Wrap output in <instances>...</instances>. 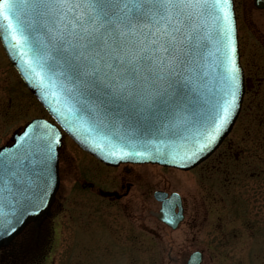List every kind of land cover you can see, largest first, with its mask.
Here are the masks:
<instances>
[{
	"label": "snow or ice",
	"instance_id": "1",
	"mask_svg": "<svg viewBox=\"0 0 264 264\" xmlns=\"http://www.w3.org/2000/svg\"><path fill=\"white\" fill-rule=\"evenodd\" d=\"M0 32L25 78L62 107L70 131L87 133L105 159H152L127 146L180 141L166 161L199 160L238 107L241 69L232 0H0ZM51 107V105H50ZM159 138L158 142L147 139ZM120 141L124 146L118 145ZM59 134L37 123L0 151V237L31 218L40 235L55 195ZM174 221H169L173 223Z\"/></svg>",
	"mask_w": 264,
	"mask_h": 264
},
{
	"label": "rangeland",
	"instance_id": "2",
	"mask_svg": "<svg viewBox=\"0 0 264 264\" xmlns=\"http://www.w3.org/2000/svg\"><path fill=\"white\" fill-rule=\"evenodd\" d=\"M261 99H254L250 106L248 94L244 95L242 110L225 143L189 170L156 164H129L128 171L123 165L104 166L67 138L61 151L62 181L57 192L62 210L58 208V216L52 219L51 252L41 263L185 264L192 252L200 251L201 264H264V181L260 198L254 200L255 205L253 200L249 202L258 224L231 223L229 219L235 218L238 208L222 201L227 160L221 156L225 145L239 136L240 122L248 121L249 106L250 114L261 113L256 121L264 119V108L256 107ZM46 115L0 45V146L14 129ZM259 134H264V128ZM229 166L236 169L235 162ZM100 188L124 194L119 199L107 198L99 194ZM157 189L177 192L182 198L184 217L176 229L150 214L160 208L153 197ZM236 190H231L235 198L240 188Z\"/></svg>",
	"mask_w": 264,
	"mask_h": 264
},
{
	"label": "flooded vegetation",
	"instance_id": "3",
	"mask_svg": "<svg viewBox=\"0 0 264 264\" xmlns=\"http://www.w3.org/2000/svg\"><path fill=\"white\" fill-rule=\"evenodd\" d=\"M233 5L238 29L240 62L244 73L245 95L248 94L250 98V106H254L253 103L256 102L254 99L262 97L263 99L256 104V107L257 109L264 108V0H233ZM250 106L247 113L248 121L240 122L239 136L236 141L225 145V152L221 155L227 160L223 174L222 201L225 200L232 207L238 208L235 218L229 220L231 223L240 225L258 224L257 214L251 211L249 202L260 198V183L264 181V134H259V130L261 132L264 128V119L256 121L261 113L256 111L257 113L250 114ZM250 117H255V119L251 120ZM249 129L253 132V136H250ZM62 149L59 154V174L63 167ZM250 161L256 162L250 164ZM231 162L236 163V169L229 166ZM251 165L253 168L250 167ZM125 170L128 171L129 167L125 166ZM88 185L92 186L90 183ZM235 188L237 190L240 188L236 198L231 194V190ZM256 202H253L254 205ZM60 205L56 194L51 204L50 216L43 219L45 223L43 232L27 241H22L21 237L29 231L32 223L30 222L7 246L0 249V264H42L41 262L51 252L50 238L55 230L52 219L58 216V208L62 210Z\"/></svg>",
	"mask_w": 264,
	"mask_h": 264
},
{
	"label": "water",
	"instance_id": "4",
	"mask_svg": "<svg viewBox=\"0 0 264 264\" xmlns=\"http://www.w3.org/2000/svg\"><path fill=\"white\" fill-rule=\"evenodd\" d=\"M234 23H235V17H234ZM235 30H236V25H235ZM236 34V33H235ZM0 40L4 46V49L10 59V61L12 62V64L14 65V67L17 69L18 73L20 74L21 78L23 79V81L25 82V84L27 85V87L35 94V96L39 99V101L45 106V108L48 110V112L51 114V116L56 120V122L77 142L78 145H80L84 150L88 151L89 153L93 154L94 156H96L98 159H100L101 161L107 163V164H111V165H118L119 163H125V162H132V163H144V162H151V163H158V164H162L164 166H174L171 163H168L166 161L169 160V157L167 155H164V153L166 151H171V150H176V151H182L183 150V142L180 141H176V142H169L168 145H161V152L160 153H156L154 150V146L153 145H149V144H144V143H139V144H134L132 146H127L125 148L126 151H132L133 147L135 151L138 152H150V154L152 155V159H147V158H140V157H133V158H129V159H125V160H117V159H105L104 155L107 152V149H97V150H93L92 147L89 146V143L86 142L87 141V133L83 132V131H78L77 133H73L72 131H70V127L71 125L68 123L69 121H72L74 119L73 114L70 113H66L67 115V121L65 119H63L60 115H58L56 112L52 111V107H62L63 106V100L64 97L61 96L60 98V103H57V100L52 98L51 96L48 98V100H44L41 98V90L37 87L33 86L34 82H29L24 75V72L21 70L20 68V61L19 59L13 54V52L10 50L9 47V43L7 40H5L3 38V33L0 32ZM236 40H237V35H236ZM238 45V44H237ZM238 66L240 67L239 64V54H238ZM241 69V67H240ZM242 96H243V75H242V70H241V88H240V99L238 100V107L236 109V111L233 113L230 122L228 123V125L222 130L221 134L219 135V137L217 138L216 142L214 143V145H212L208 150H206L203 154H201L199 160L195 161L194 163L190 164L187 167H178L181 169H189L194 167L195 165L199 164L201 161H203L204 159H206L213 151L214 149L217 148V146L220 144V142L223 140V138L227 135V133L230 131L237 115L238 112L240 110V105H241V101H242ZM51 105V107H50ZM37 123H43V124H47L50 125L51 128L59 134L60 137V141L62 138V134H61V130L58 128V126L48 120L42 119V118H34L31 121H29L28 123H26L23 127L21 128H17L16 130L13 131L12 135H11V143L6 144L4 146H2L0 148V151H9V150H15L16 146H17V142L19 141V138L24 134L25 131L28 130V126L30 125H35ZM147 139L153 140L154 143L158 142L159 138L156 137H148ZM118 145L120 146H124L122 142L120 141H115ZM61 142L56 145L55 148V154L56 157L58 158V149L60 148ZM58 160V159H57ZM57 160L56 163L54 164V176H55V180H56V186H55V191L57 189L58 186V172H57ZM176 167V166H174ZM100 193L104 196H112V195H116L117 196V192L115 191H103L101 190ZM154 196L156 197V199L161 200L162 201V208L160 209L159 212H155L153 213L154 215H156L159 219L163 220L164 222H166L169 226H171L172 228H176L178 223L182 220L183 218V214H182V205H181V199L179 197V195L177 193H172L170 195V197L166 198L167 194L165 192L162 191H156ZM54 200V196H50L48 198L47 201V206L41 209V214H42V218L44 219L46 216H48L50 214V204L52 203V201ZM178 207V212H175V207ZM3 211H11L10 209H0ZM23 220L25 221L22 225L18 226V232L14 235H12L11 237H0V247L7 245L23 228L24 226L32 221L30 217L28 216H24ZM169 221H174L173 223H169ZM202 259V254L199 251H195L193 252L188 261L186 262V264H200Z\"/></svg>",
	"mask_w": 264,
	"mask_h": 264
}]
</instances>
